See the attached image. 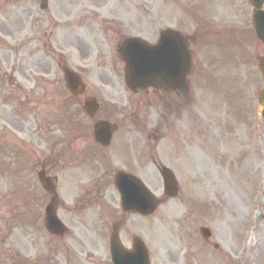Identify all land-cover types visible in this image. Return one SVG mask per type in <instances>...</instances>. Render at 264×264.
Instances as JSON below:
<instances>
[{
  "label": "rangeland",
  "instance_id": "obj_1",
  "mask_svg": "<svg viewBox=\"0 0 264 264\" xmlns=\"http://www.w3.org/2000/svg\"><path fill=\"white\" fill-rule=\"evenodd\" d=\"M39 3L0 0V264H20L21 257L23 263L54 259L53 264H63L64 245L76 242L84 252L96 248L98 259L106 256L102 241L88 237V227L73 230L82 233L73 243V238L32 231L37 213L15 205L17 187L14 175L7 177L3 170L1 148L5 144L14 152L15 129L27 139L37 125L30 114L31 109L38 112L30 88L39 87L36 103L44 113L58 103L55 81H63L64 62L81 74L104 107L126 103L131 95L117 57L120 36L155 42L158 30L167 26L192 38L197 85L178 96L177 105H171V96L162 105L152 95L144 98V109L135 111L139 117L117 134L116 139L128 136L134 170H146L156 196L163 197V190L155 164L169 168L180 189L149 221L132 218L134 224L138 221L135 228L143 232L151 264H242L236 256L244 264H264V121L255 98L262 85L256 58L264 56V45L255 36L250 0H48L47 15ZM82 6L96 16L82 13ZM71 12L82 18L76 27L66 28ZM106 19L121 26L107 31L98 24ZM131 98L134 103L141 99ZM43 123L47 129L56 127ZM4 134L10 136L2 142ZM140 146L146 147L143 153ZM139 153L144 161L137 159ZM259 210L261 219L255 218ZM201 227L211 231L209 240L200 236ZM74 260L84 264L80 257Z\"/></svg>",
  "mask_w": 264,
  "mask_h": 264
},
{
  "label": "flooded vegetation",
  "instance_id": "obj_2",
  "mask_svg": "<svg viewBox=\"0 0 264 264\" xmlns=\"http://www.w3.org/2000/svg\"><path fill=\"white\" fill-rule=\"evenodd\" d=\"M157 91L161 102L165 101L166 86L160 85ZM145 92H148V90ZM181 92L182 89H176L172 94L179 95ZM64 93L67 94L66 102L68 103H66V106L70 111L64 136L65 150L63 158L65 164L63 167H65L63 170H56L57 164L52 158L54 152L48 149L49 152L45 154L47 156L37 163L40 165V169L32 170V172H35L36 175L38 173V175L43 174L51 178L56 187V192L59 190V175H62L65 181L63 195L66 201L63 205L64 217L69 228L68 233L72 229L70 232L72 236H74L73 230L89 227L99 238L103 239L110 230L117 229L121 236L128 240L133 237V227L131 225L127 226L126 219L129 214L119 208L120 198L114 187V178L120 171L129 174H135L136 171L131 170L130 167H124L125 170H98V168L84 166L87 158L88 140L90 139L86 131L88 119L83 112V101L87 98L86 91L81 96L72 95L67 90H64ZM120 110L116 113V116L121 118L118 123H122V129H124L132 118L128 116L130 113L125 114ZM104 115L108 116V113L105 112ZM94 147L96 150L99 145H94ZM121 161L128 163L125 157ZM37 185L39 186V184ZM43 195L47 198L52 197V194L49 193ZM57 203L60 204L58 195Z\"/></svg>",
  "mask_w": 264,
  "mask_h": 264
},
{
  "label": "water",
  "instance_id": "obj_3",
  "mask_svg": "<svg viewBox=\"0 0 264 264\" xmlns=\"http://www.w3.org/2000/svg\"><path fill=\"white\" fill-rule=\"evenodd\" d=\"M254 9L253 17L255 20V28L259 38L264 40V12L261 10L264 0H252ZM43 10L46 11V7L42 6ZM166 40V47H170L175 40H178V36L173 34L162 33L161 38L156 46H147L137 39H126L120 49L121 55L124 58L126 63L125 72H126V81L129 83H134V85H147L151 83L152 80L160 78L162 75V70H160L161 62V48L164 44L162 40ZM180 46V44H179ZM187 58H183L182 66L186 67ZM171 58L168 57L167 62L169 63ZM180 64V62H179ZM259 69L262 72L264 78V59L259 60ZM66 81L68 86L72 85L77 86V79L70 72L66 71ZM259 103V112L264 119V87L257 95ZM94 101H88L87 103L91 104V112L96 110V106L93 105ZM89 112V111H88ZM110 130H115V126L109 124L108 122H97L94 127V134L96 139L102 140L103 143H107L110 138ZM165 189L169 196H174L176 194L177 188L175 180L171 173L163 169L161 171ZM121 177L117 178V187L119 188L123 196V206L128 211H137L141 214L147 215L152 213L156 208L158 202L152 197L149 198L148 193L139 185L138 181L133 178H129L126 182L128 187L131 188L128 190V187L123 188L121 184ZM126 179H124L125 181ZM52 216V214H51ZM49 223L54 226H58L55 220H49ZM48 224V223H47ZM113 260L115 264H149L147 251L139 243L135 244V250L132 253H124L120 251L119 247L113 243ZM120 251V252H119Z\"/></svg>",
  "mask_w": 264,
  "mask_h": 264
}]
</instances>
